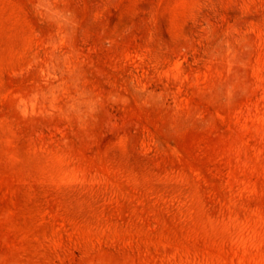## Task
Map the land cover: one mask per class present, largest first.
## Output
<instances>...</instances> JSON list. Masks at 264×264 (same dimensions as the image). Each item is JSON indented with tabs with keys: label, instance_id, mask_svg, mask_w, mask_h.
Returning <instances> with one entry per match:
<instances>
[{
	"label": "rangeland",
	"instance_id": "rangeland-1",
	"mask_svg": "<svg viewBox=\"0 0 264 264\" xmlns=\"http://www.w3.org/2000/svg\"><path fill=\"white\" fill-rule=\"evenodd\" d=\"M0 264H264V0H0Z\"/></svg>",
	"mask_w": 264,
	"mask_h": 264
}]
</instances>
